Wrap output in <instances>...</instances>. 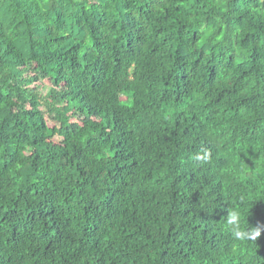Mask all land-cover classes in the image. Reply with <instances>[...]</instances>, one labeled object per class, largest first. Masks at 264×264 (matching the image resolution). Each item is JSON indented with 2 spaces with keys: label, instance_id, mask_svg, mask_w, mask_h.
<instances>
[{
  "label": "trees",
  "instance_id": "16d2710c",
  "mask_svg": "<svg viewBox=\"0 0 264 264\" xmlns=\"http://www.w3.org/2000/svg\"><path fill=\"white\" fill-rule=\"evenodd\" d=\"M0 264H264V0H0Z\"/></svg>",
  "mask_w": 264,
  "mask_h": 264
},
{
  "label": "clouds",
  "instance_id": "9594fccd",
  "mask_svg": "<svg viewBox=\"0 0 264 264\" xmlns=\"http://www.w3.org/2000/svg\"><path fill=\"white\" fill-rule=\"evenodd\" d=\"M192 159L200 162L201 165L208 164L212 160V153L209 149H201ZM225 226L231 237L239 242L256 241L261 236L259 228L249 230L241 227V213L238 209L229 210Z\"/></svg>",
  "mask_w": 264,
  "mask_h": 264
}]
</instances>
